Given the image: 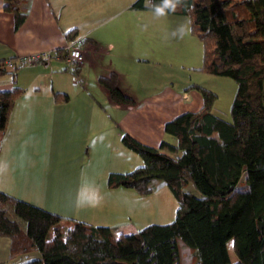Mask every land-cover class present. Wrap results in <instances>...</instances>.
<instances>
[{
  "label": "trees",
  "instance_id": "16d2710c",
  "mask_svg": "<svg viewBox=\"0 0 264 264\" xmlns=\"http://www.w3.org/2000/svg\"><path fill=\"white\" fill-rule=\"evenodd\" d=\"M157 7L190 18L191 32L203 46L200 72L237 83L232 121L214 115L218 96L196 86L203 108L165 125L174 143L153 148L121 134L123 145L143 165L130 173H110L107 187L148 196L152 183L163 181L179 204L170 224L116 236L108 226L67 219L0 191V236L10 239L13 259L38 253L41 259L27 264H182V242L196 264H234L232 242L235 264H264V0H167V6L165 0H136L131 8ZM4 10L14 15L16 30L27 19L21 0H5ZM76 37V31L66 34L69 42ZM21 67L16 62L10 70L0 61V76L9 75L14 84L10 92H0V131L24 93L16 82ZM100 83L116 104H133L116 75L101 77ZM55 97L69 101L65 94ZM189 185L199 194L187 191Z\"/></svg>",
  "mask_w": 264,
  "mask_h": 264
},
{
  "label": "crops",
  "instance_id": "0c3cea01",
  "mask_svg": "<svg viewBox=\"0 0 264 264\" xmlns=\"http://www.w3.org/2000/svg\"><path fill=\"white\" fill-rule=\"evenodd\" d=\"M134 2L124 0L121 6L105 0H21L27 19L16 30L14 15L4 10L5 0H0V61L50 53L48 60L17 71V86L24 93L15 102L6 129L0 131V191L76 219L69 208L54 209L47 200L63 196L69 205H80L84 210L103 207V198L93 191L96 180L92 164L88 166L90 157H111L117 165L125 163L129 149L121 141L122 133L153 148H159L163 141L174 143L165 125L203 108L202 95L188 90L190 86H172V76L165 69L163 84L155 83L158 80L153 72L168 59L172 43L166 40V50L158 53L159 42L154 36L158 22L151 21L157 16H150L156 12L134 10ZM70 31L85 41V61L77 73L67 60L70 42L66 34ZM112 75L118 77L119 89L133 104L112 100L100 83L101 77ZM13 88L9 75L0 76V92ZM56 94L67 95L69 101H57ZM67 157L76 158L70 167ZM48 188L50 194L46 195ZM121 189L126 188L110 191L119 193L115 191ZM109 210L116 208L110 206ZM109 220L86 222L108 226L116 236L136 233L132 224L126 233L113 223L115 219ZM40 259L38 253L13 259L10 239L0 236V264Z\"/></svg>",
  "mask_w": 264,
  "mask_h": 264
},
{
  "label": "rangeland",
  "instance_id": "374dc122",
  "mask_svg": "<svg viewBox=\"0 0 264 264\" xmlns=\"http://www.w3.org/2000/svg\"><path fill=\"white\" fill-rule=\"evenodd\" d=\"M105 1L106 3L119 2L121 6L124 3V0ZM150 14L152 17L157 16V20L151 19V21L158 22L155 29L156 34L153 33L159 42L157 45L158 53L166 50V46L164 45L166 40L172 43V46H168L171 51L170 54L168 52V59L162 62L159 65L160 68L153 72L155 74V79L158 80L155 83L158 85L160 83L163 84L161 74L167 71L168 74L172 76V80H168L172 86H180V88L190 86L188 90L196 91L197 93L195 94H198L199 96L202 94L198 91V89L194 88L196 85L213 92L218 96L213 112L223 120L231 122V108L237 93V83L228 77L207 75L199 71L203 64V46L200 40L191 32L190 18L184 15H169L166 13ZM146 35L149 36V34ZM167 55H165V57H167ZM163 69H165L164 72L162 71ZM158 74H160L159 78L156 77ZM126 152L127 156L124 159L125 163L121 165L111 162L113 161L111 157L96 155L90 157L89 159L88 166H91L92 164L91 167L93 168V173L91 174L96 180L93 186V191L97 196H101L103 198L104 204L102 203L103 207L100 209L99 207H96L97 209H94V207H87L84 210V208L80 205H69L67 199L63 196L53 198L50 201L47 200V203L50 202L54 209H57L58 207L63 210L69 208L70 212L76 213L70 214L73 217H76V219L67 216L68 214H66L67 217L65 218L79 222L88 223L89 221H93L94 223H107V220L110 222L109 219H115L113 223H117L118 226H121V229L125 228L126 233L129 231V224L134 226L137 233L150 225H166L172 223L176 218L179 204L163 181L155 180L152 183L153 193L148 196H140L133 189H121L119 191H115L119 193H114L107 187V181L105 180L106 175L108 178V175L111 172L122 174L130 173L143 165V160L138 154L129 150ZM65 159H70V161H72V163L70 161L68 162L70 163L68 167H70L73 165L76 158L67 157ZM99 177H101V179ZM241 186H246L244 180H242ZM49 189L50 188H48V190L45 189L46 195L50 194ZM186 190L199 194L192 185H189ZM56 193L59 194L58 192ZM35 206L43 208V204L41 203H38V205ZM110 206L115 207L116 210L112 212L109 210ZM66 211L69 212V210ZM82 219H85L88 222ZM67 226L68 225H66V227ZM72 226L73 224L69 227ZM179 248L182 264H196V258L188 247L180 242ZM228 248L232 263H237L238 259L233 252L232 242H229Z\"/></svg>",
  "mask_w": 264,
  "mask_h": 264
},
{
  "label": "built area",
  "instance_id": "2783aa9c",
  "mask_svg": "<svg viewBox=\"0 0 264 264\" xmlns=\"http://www.w3.org/2000/svg\"><path fill=\"white\" fill-rule=\"evenodd\" d=\"M84 40L83 39H75L73 42H70L66 48L67 51V60L68 62L74 67L79 68L81 64L85 61L83 47ZM50 58L49 52H42V53H36L28 56H24L19 59V61L16 60H7L6 61V67L10 70H13L16 62L19 65H34L39 64L41 62H44Z\"/></svg>",
  "mask_w": 264,
  "mask_h": 264
},
{
  "label": "clouds",
  "instance_id": "9594fccd",
  "mask_svg": "<svg viewBox=\"0 0 264 264\" xmlns=\"http://www.w3.org/2000/svg\"><path fill=\"white\" fill-rule=\"evenodd\" d=\"M165 6H167V0H165ZM155 11H156L157 14H160V13L163 12V8H161V7H157V8L155 9Z\"/></svg>",
  "mask_w": 264,
  "mask_h": 264
},
{
  "label": "water",
  "instance_id": "95a60500",
  "mask_svg": "<svg viewBox=\"0 0 264 264\" xmlns=\"http://www.w3.org/2000/svg\"><path fill=\"white\" fill-rule=\"evenodd\" d=\"M263 100H264V92H263Z\"/></svg>",
  "mask_w": 264,
  "mask_h": 264
}]
</instances>
